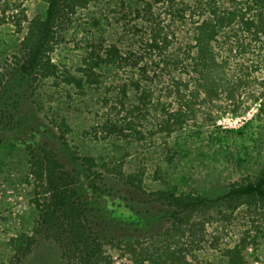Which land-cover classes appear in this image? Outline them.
Returning a JSON list of instances; mask_svg holds the SVG:
<instances>
[{
    "label": "rangeland",
    "instance_id": "rangeland-1",
    "mask_svg": "<svg viewBox=\"0 0 264 264\" xmlns=\"http://www.w3.org/2000/svg\"><path fill=\"white\" fill-rule=\"evenodd\" d=\"M4 1L6 4L0 6L5 11L4 16L1 13L4 20L0 21V83L13 91L0 101V111H7L0 112V264H66L57 244L36 232L35 227V193L28 151L43 143L55 149L68 168L81 169L74 162L81 155L92 158L98 171L116 168L123 175L137 174L143 180L146 194L139 198L121 182L106 178L109 192L105 200L112 213L122 214L120 220L139 225L138 233H128L133 238L157 230L160 224L154 217H158L162 208L152 202L149 193L164 190L216 196L235 182L255 178L264 169V70L249 68V61L253 60L249 49L248 53L229 52L227 44H223L225 50L221 48L219 52L221 56H230L234 63L241 62L253 77H229L231 85L212 93L210 98L196 99L193 112L181 126L176 124L168 133L159 131L153 123L156 119L138 126L141 133L136 137H104L100 132L104 115H115L117 109L121 111L118 116L124 115L134 96L129 81L135 71L129 64L116 69L103 68L96 84L85 83L79 88L65 81L66 72L81 75L79 67L91 50L101 52L112 45L118 47L121 55L130 53L142 66L145 49L141 43L150 41L158 28L175 45H186L193 36L192 21L198 19L196 15L188 16L190 5L196 0H176L174 7L184 8L183 11L167 6V0H95L77 12L75 21L50 53L58 77L32 78L29 83L11 75L20 56L18 44L22 34L18 23L24 17L44 15L46 4L43 0ZM213 1L230 3V0ZM182 13L185 20L178 18ZM21 23L24 29L27 21ZM237 35L230 33L231 43L251 40L246 34ZM253 42L250 49L256 53L258 44ZM243 57L248 59L243 62ZM164 76L154 78L155 96L165 99V110L173 113L179 108V96L169 88L173 77ZM185 94L189 100L188 92ZM118 100L123 101L124 108ZM244 124L247 127L242 137L221 132ZM147 220L154 222L145 227ZM248 221L249 216L241 211L232 227L227 228L232 229L228 233L233 238L238 236L249 226ZM33 233L35 242L30 251L20 261L16 260L19 249L14 238ZM124 234L127 233L121 236L126 237ZM218 252L200 250L195 264H224ZM245 253L247 264H263L264 240ZM114 256L117 264H131L120 251L114 252Z\"/></svg>",
    "mask_w": 264,
    "mask_h": 264
},
{
    "label": "trees",
    "instance_id": "trees-1",
    "mask_svg": "<svg viewBox=\"0 0 264 264\" xmlns=\"http://www.w3.org/2000/svg\"><path fill=\"white\" fill-rule=\"evenodd\" d=\"M43 1L46 4L44 15L24 17L18 23L22 34L18 44L20 56L11 75L27 83L37 77H58L50 53L66 28L75 21L77 12L95 0ZM166 2L167 6L174 7L176 0ZM3 3L6 1L0 0V6ZM190 6L188 16L196 15L198 19L192 21L193 36L186 45H175L172 38L158 28L150 41L141 43L145 49L142 66L137 58H131L130 53L121 55L118 47L112 45L104 47L101 52L91 50L79 67V77L66 72L65 81L80 88L85 83H99L105 67L116 69L129 64L135 71L129 81L134 88L129 107H125L124 115L118 116L120 109L115 115H104L99 125L104 137H136L141 133L138 126H145L153 119H156L153 123L160 132L168 133L176 124L181 126L193 112L196 99L203 96L205 100L224 86L231 85L229 77H253L241 62L234 63L230 56L220 55L219 50H225L223 44H227L229 52L241 50L248 53L250 50L253 60L249 61V68L264 70V0H230L228 5L213 0H196ZM3 10L0 9V21L4 20ZM178 18L185 20L183 13L178 14ZM23 21H27L24 29ZM230 33L246 34L251 40H241L237 35L235 39L241 41L234 40V44ZM252 41L258 44L256 53L250 49ZM247 59L243 57L242 60ZM164 75L173 77L169 88L179 96V108L173 113L165 110V99L155 96L154 78ZM11 91L12 87L0 83V101ZM185 91L191 97L189 100L185 99ZM12 102L18 103L17 100ZM117 102L124 108L123 101ZM246 127L244 124L221 132L225 136L242 137ZM127 129L130 132H125ZM28 155L35 193V231L57 244L66 264H117L116 251H120L121 256L126 254L131 264H195L196 253L205 248L217 249L224 264H247L245 251L264 240V169L255 178L235 182L216 196L196 192L176 194L164 190L149 193L152 202L162 208L158 217H154L160 224L157 230L133 238L128 233H138L139 225L120 220L122 214L112 213L105 200L109 192L106 178L109 176L121 182L141 198L146 192L143 180L137 174L123 175L116 168L98 171L92 158L81 155L74 159L77 168L81 169L68 168L48 143L31 148ZM241 211L249 216V226L233 238L228 233L232 229L227 228L232 227ZM152 222L147 220L145 227ZM122 233L127 236L122 237ZM13 242L19 249L16 260L20 261L34 244V233L18 235Z\"/></svg>",
    "mask_w": 264,
    "mask_h": 264
}]
</instances>
